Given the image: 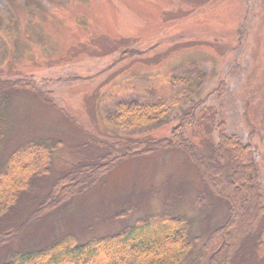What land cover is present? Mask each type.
Segmentation results:
<instances>
[{
  "label": "rangeland",
  "instance_id": "obj_1",
  "mask_svg": "<svg viewBox=\"0 0 264 264\" xmlns=\"http://www.w3.org/2000/svg\"><path fill=\"white\" fill-rule=\"evenodd\" d=\"M18 79L42 95L7 92L0 169L26 142L60 144L50 173L0 221V232H18L0 247V264L67 235L84 243L153 214L184 218L193 236L218 226L226 204L204 190L183 154L169 150L122 162L62 206L27 216L54 180L100 155L91 137L169 138L191 103L195 120L185 138L208 153L223 122L227 135L252 146L264 206V0H0V80ZM130 100L176 104L152 129L113 130L105 112ZM258 235L261 246L256 237L244 240L235 264H264V219ZM112 256L113 264L132 258L128 246Z\"/></svg>",
  "mask_w": 264,
  "mask_h": 264
},
{
  "label": "trees",
  "instance_id": "obj_2",
  "mask_svg": "<svg viewBox=\"0 0 264 264\" xmlns=\"http://www.w3.org/2000/svg\"><path fill=\"white\" fill-rule=\"evenodd\" d=\"M131 53L125 51L123 55L126 57ZM185 86L187 90L183 97L190 92L189 84ZM14 90L35 91L42 95L33 89L30 81L0 80V149L4 140V110L9 100L7 92ZM175 104L169 103L166 107L161 100L145 104L135 100L118 102L105 112L104 118L115 131L152 129L163 123ZM196 106V103H191L185 112H181L178 124L166 139L133 138L107 143L91 137L90 142L100 155L75 165L71 171L54 180L49 191L27 216L38 218L62 206L122 162L169 150L183 154L197 173L204 190L226 204V217L218 226L204 237L193 236L190 223L184 218L165 213L153 214L138 218L115 233L84 243L67 235L39 251L14 253L2 264H113V253L125 246H128L132 258L120 264H235L244 240L256 237L255 244L260 247L258 231L264 219V206L252 146L241 143L234 135H227L224 123L220 122L217 142L211 151L207 153L199 149L185 138V131L194 123ZM59 144L52 140L29 141L8 156L0 169V221L21 196L31 191L34 180L50 173ZM12 231L0 232V247L16 238L18 232ZM157 237L161 241L154 240Z\"/></svg>",
  "mask_w": 264,
  "mask_h": 264
}]
</instances>
